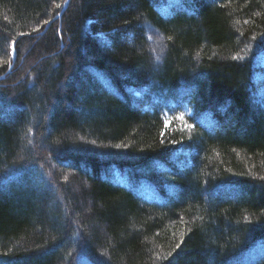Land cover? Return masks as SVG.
Segmentation results:
<instances>
[{"label": "trees", "instance_id": "obj_1", "mask_svg": "<svg viewBox=\"0 0 264 264\" xmlns=\"http://www.w3.org/2000/svg\"><path fill=\"white\" fill-rule=\"evenodd\" d=\"M263 58L264 0H0V264H264Z\"/></svg>", "mask_w": 264, "mask_h": 264}, {"label": "rangeland", "instance_id": "obj_2", "mask_svg": "<svg viewBox=\"0 0 264 264\" xmlns=\"http://www.w3.org/2000/svg\"><path fill=\"white\" fill-rule=\"evenodd\" d=\"M151 32L154 33L153 31H151ZM155 40H156L155 42H157V43L159 42V40L156 38V36H155ZM157 43H156V45H157ZM262 62L264 64V58L262 59Z\"/></svg>", "mask_w": 264, "mask_h": 264}, {"label": "snow or ice", "instance_id": "obj_3", "mask_svg": "<svg viewBox=\"0 0 264 264\" xmlns=\"http://www.w3.org/2000/svg\"><path fill=\"white\" fill-rule=\"evenodd\" d=\"M177 247H179V245H177Z\"/></svg>", "mask_w": 264, "mask_h": 264}, {"label": "water", "instance_id": "obj_4", "mask_svg": "<svg viewBox=\"0 0 264 264\" xmlns=\"http://www.w3.org/2000/svg\"><path fill=\"white\" fill-rule=\"evenodd\" d=\"M68 1V0H67Z\"/></svg>", "mask_w": 264, "mask_h": 264}]
</instances>
